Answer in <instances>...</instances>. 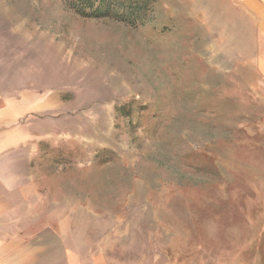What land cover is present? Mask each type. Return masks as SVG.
Wrapping results in <instances>:
<instances>
[{"label":"rangeland","instance_id":"rangeland-1","mask_svg":"<svg viewBox=\"0 0 264 264\" xmlns=\"http://www.w3.org/2000/svg\"><path fill=\"white\" fill-rule=\"evenodd\" d=\"M1 2L2 72L42 99L51 220L115 264H218L261 228L256 29L226 26L217 0Z\"/></svg>","mask_w":264,"mask_h":264},{"label":"crops","instance_id":"crops-1","mask_svg":"<svg viewBox=\"0 0 264 264\" xmlns=\"http://www.w3.org/2000/svg\"><path fill=\"white\" fill-rule=\"evenodd\" d=\"M217 2L228 22L226 26L256 29L251 38L256 52L251 60L257 77L251 82L258 87L252 90L264 92V0ZM11 11V6L0 0V36L3 26L8 28L11 22L7 14ZM1 53L0 50V264H115L104 249L83 244L80 234L73 235L70 224L59 222L57 217L51 220L49 198L43 194L42 181L35 174L39 168L35 164L37 134L30 118L35 104L42 99L19 84L12 72L10 77L2 72ZM250 219L260 222L264 214L251 213ZM261 223V228L247 229L249 237L219 257L218 264H264V221Z\"/></svg>","mask_w":264,"mask_h":264}]
</instances>
